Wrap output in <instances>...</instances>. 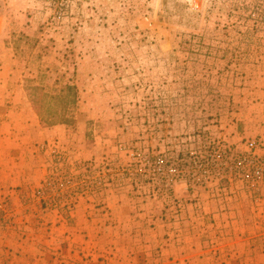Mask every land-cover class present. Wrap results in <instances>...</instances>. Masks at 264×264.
Segmentation results:
<instances>
[{"label":"rangeland","instance_id":"obj_1","mask_svg":"<svg viewBox=\"0 0 264 264\" xmlns=\"http://www.w3.org/2000/svg\"><path fill=\"white\" fill-rule=\"evenodd\" d=\"M0 264H264V0H0Z\"/></svg>","mask_w":264,"mask_h":264},{"label":"trees","instance_id":"obj_2","mask_svg":"<svg viewBox=\"0 0 264 264\" xmlns=\"http://www.w3.org/2000/svg\"><path fill=\"white\" fill-rule=\"evenodd\" d=\"M67 91V93H66ZM61 94L53 96V102L43 105L41 102L37 103L39 114L43 113V122L47 125H54L58 122L69 123L70 119L66 118V111L69 108V103L74 104L75 91L72 86L65 85L61 90Z\"/></svg>","mask_w":264,"mask_h":264},{"label":"built area","instance_id":"obj_3","mask_svg":"<svg viewBox=\"0 0 264 264\" xmlns=\"http://www.w3.org/2000/svg\"><path fill=\"white\" fill-rule=\"evenodd\" d=\"M250 146H251V147H253V145H252V144H251Z\"/></svg>","mask_w":264,"mask_h":264}]
</instances>
